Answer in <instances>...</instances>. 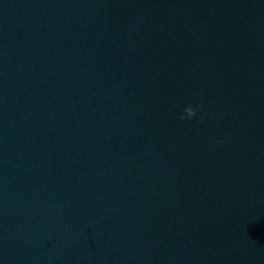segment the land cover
<instances>
[{"label":"water","instance_id":"water-1","mask_svg":"<svg viewBox=\"0 0 264 264\" xmlns=\"http://www.w3.org/2000/svg\"><path fill=\"white\" fill-rule=\"evenodd\" d=\"M0 264H264V0H0Z\"/></svg>","mask_w":264,"mask_h":264},{"label":"clouds","instance_id":"clouds-1","mask_svg":"<svg viewBox=\"0 0 264 264\" xmlns=\"http://www.w3.org/2000/svg\"><path fill=\"white\" fill-rule=\"evenodd\" d=\"M194 116H196V110L192 106L188 105L185 106V108L183 109L180 118L182 120H185V119H191Z\"/></svg>","mask_w":264,"mask_h":264}]
</instances>
